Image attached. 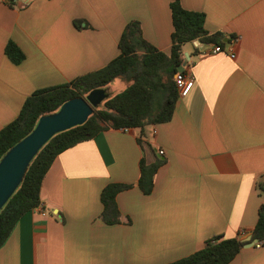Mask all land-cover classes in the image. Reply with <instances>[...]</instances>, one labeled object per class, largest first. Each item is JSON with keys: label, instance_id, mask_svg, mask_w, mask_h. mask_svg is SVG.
Listing matches in <instances>:
<instances>
[{"label": "crops", "instance_id": "1", "mask_svg": "<svg viewBox=\"0 0 264 264\" xmlns=\"http://www.w3.org/2000/svg\"><path fill=\"white\" fill-rule=\"evenodd\" d=\"M172 1L0 0V131L34 92L117 58L132 20L170 54ZM180 1L205 15L207 31L224 34V51L183 45L195 85L170 121L144 135L107 128L60 153L42 185L46 215L34 209L18 221L0 264H169L212 238L251 235L264 201V0ZM10 41L25 54L20 64L5 53ZM142 160L163 161L150 194L139 187ZM110 183L130 186L116 196V225L101 219ZM229 264H264V246H243Z\"/></svg>", "mask_w": 264, "mask_h": 264}, {"label": "trees", "instance_id": "2", "mask_svg": "<svg viewBox=\"0 0 264 264\" xmlns=\"http://www.w3.org/2000/svg\"><path fill=\"white\" fill-rule=\"evenodd\" d=\"M170 8L174 29L170 54L149 43L143 37L140 22L132 20L120 37V55L117 58L102 69L80 76L68 84L34 92L25 100L18 117L0 131L1 160L35 129L41 116L58 111L72 98H86L96 89L108 90V86L117 78L129 83L125 90L110 96L94 109L84 124L54 135L38 152L22 184L0 212V247L18 221L41 205L44 178L60 153L93 139L107 128L138 129L144 135L148 127L170 121L180 98L175 75L184 62L183 45L200 41L202 44L225 46L224 34H212L206 30L203 13L185 9L180 0H173ZM5 53L14 64H20L25 59L24 52L12 41L6 45ZM162 164L161 160L154 164L142 160L139 187L143 193H152L154 175ZM129 187L110 183L101 192L104 207L101 219L106 225L121 222L116 196ZM257 190L264 197V178L258 181ZM250 234L252 240H258V244L264 246V201ZM247 243L242 240L241 233L233 238L218 236L193 254L169 264H229Z\"/></svg>", "mask_w": 264, "mask_h": 264}, {"label": "water", "instance_id": "3", "mask_svg": "<svg viewBox=\"0 0 264 264\" xmlns=\"http://www.w3.org/2000/svg\"><path fill=\"white\" fill-rule=\"evenodd\" d=\"M208 44L200 46L207 47ZM188 56V55H187ZM186 62L178 72L184 71ZM110 97L107 89L91 91L86 98L76 97L64 103L61 108L39 119L35 129L13 146L0 160V212L22 184L31 162L42 147L56 134L84 124L94 109ZM244 246H255L258 240L249 235Z\"/></svg>", "mask_w": 264, "mask_h": 264}, {"label": "built area", "instance_id": "4", "mask_svg": "<svg viewBox=\"0 0 264 264\" xmlns=\"http://www.w3.org/2000/svg\"><path fill=\"white\" fill-rule=\"evenodd\" d=\"M237 40L238 39H235L234 41H237ZM223 51H224V48L222 46L215 45V44H214V46H212L209 49L210 54H218V53H221ZM229 52H230V57L235 58V55L233 53H231L232 49H230ZM175 84H176V87L178 89L180 98H183V97H186L191 92V90L194 88L195 80H194V77L192 75H190L189 73H187L185 71H181L175 75ZM160 153L163 154L162 151H160ZM35 210L40 211L41 214L44 216L46 215V212L43 211L42 205L38 206Z\"/></svg>", "mask_w": 264, "mask_h": 264}, {"label": "rangeland", "instance_id": "5", "mask_svg": "<svg viewBox=\"0 0 264 264\" xmlns=\"http://www.w3.org/2000/svg\"><path fill=\"white\" fill-rule=\"evenodd\" d=\"M128 85L129 83L123 78H117L108 86V93L110 94V96L116 95L121 90H125Z\"/></svg>", "mask_w": 264, "mask_h": 264}]
</instances>
